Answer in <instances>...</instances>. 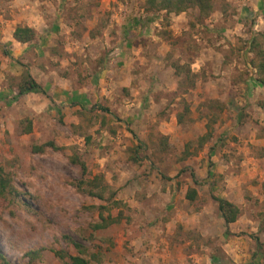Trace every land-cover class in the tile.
Segmentation results:
<instances>
[{
  "label": "rangeland",
  "instance_id": "obj_1",
  "mask_svg": "<svg viewBox=\"0 0 264 264\" xmlns=\"http://www.w3.org/2000/svg\"><path fill=\"white\" fill-rule=\"evenodd\" d=\"M23 1L49 36L17 56L0 45V167L18 192L0 197L4 259L63 264L47 248L76 254L65 236L89 264H264V0H213L206 16L143 0ZM10 9L0 0V17ZM27 76L40 88L18 95ZM49 140L62 150L31 152ZM71 153L103 198L69 184ZM212 197L238 207L234 222ZM99 211L118 221L93 229Z\"/></svg>",
  "mask_w": 264,
  "mask_h": 264
},
{
  "label": "trees",
  "instance_id": "obj_2",
  "mask_svg": "<svg viewBox=\"0 0 264 264\" xmlns=\"http://www.w3.org/2000/svg\"><path fill=\"white\" fill-rule=\"evenodd\" d=\"M213 0H143V6L146 11H164L165 13H179L182 11H185L187 8H196L198 13L202 16L208 15L209 11L211 10ZM151 20V19H148ZM11 36L13 40L19 43H27L34 39L35 32L32 28L27 26H20L15 25ZM261 72H264V63H261L260 65ZM259 82L264 84L263 79H259ZM14 88L16 89V93L18 95L23 94L25 92H28L35 88H40L39 84L36 83L30 76H27L26 79H19L14 84ZM180 118L177 117V121H179ZM26 132L30 131L29 124L27 125ZM210 136L209 133H207L205 136L200 137V140L203 141L207 139ZM49 148L54 151L62 150L63 147L57 146L53 143V141H45L37 145L31 146V152L33 153H39L42 152L44 149ZM67 161L70 164L75 165L78 168V174L79 178L75 181H72L71 184L76 191L81 193H86L89 196L96 197L98 199L103 198V192L104 189L107 188L105 183H102L100 180H97L96 178L92 179H85L84 175L86 173V167L84 162L79 158L78 155L71 153L67 156ZM18 192H16L8 178V176L3 173L1 167H0V197H3L5 195H8V197L12 195H16ZM195 196V190L192 188H189L185 193V198L187 200H193ZM212 199L216 202L217 210L219 212V216L221 217L223 224L227 226L228 223H232L236 220L239 209L238 207L223 199V198H217L212 197ZM10 202V200H9ZM114 202V201H113ZM103 208V207H101ZM98 219L99 222H96L92 225L93 229H102L105 228L110 223H115L118 221L117 217H109L108 215L103 217L101 215V212H98ZM62 239L66 244H70L74 249L76 254H70L65 249L59 248H47L58 260H60L63 264H89L87 258L83 256L85 253V248L72 241L68 237L63 236ZM255 240V250H258L260 248V242L257 238H254ZM44 248L39 247L33 250H28L25 252V255L28 256L29 261H32L33 259L37 258L40 254V251ZM0 264H9L2 254L0 253Z\"/></svg>",
  "mask_w": 264,
  "mask_h": 264
},
{
  "label": "crops",
  "instance_id": "obj_3",
  "mask_svg": "<svg viewBox=\"0 0 264 264\" xmlns=\"http://www.w3.org/2000/svg\"><path fill=\"white\" fill-rule=\"evenodd\" d=\"M15 3H17V5H15ZM14 6H17V10L15 9V11L12 14L11 12L14 10ZM10 7L11 9L9 10V14H7L8 16L0 17V45L6 43L7 45L10 46V52H11L10 54L13 56L14 55L17 56L18 54L25 52L24 46H26L27 43H19L13 40L11 36V32L15 25L27 26V27L32 28L35 33L39 34L40 41L46 40L49 34H48V31H45V30L43 31L40 29V26H42V23H40V20L43 17V15H41L40 13H37L36 10L30 7L29 4H26L23 0H10ZM33 15H36V16H33ZM33 21H36V23H34ZM1 27L2 28L5 27L8 31L4 32V29H2ZM2 33L3 35H1ZM38 44L39 42L37 43V47H38ZM29 73L31 74V71H29ZM52 88L55 90L53 86L51 87V89ZM42 89L46 90L44 86H42ZM54 90H52L53 93H55ZM150 240L156 246L160 245L162 242L167 243V241L162 238H159V240H156V239H150ZM155 259H158V258L155 257Z\"/></svg>",
  "mask_w": 264,
  "mask_h": 264
}]
</instances>
